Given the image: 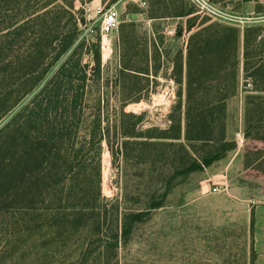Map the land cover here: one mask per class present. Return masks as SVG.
<instances>
[{
  "label": "trees",
  "instance_id": "1",
  "mask_svg": "<svg viewBox=\"0 0 264 264\" xmlns=\"http://www.w3.org/2000/svg\"><path fill=\"white\" fill-rule=\"evenodd\" d=\"M89 1L0 0V120L35 91L78 40L85 21L75 3L82 7ZM179 3L175 17L180 21L174 36L185 38L186 43L185 53H178L174 77L178 90L169 125L163 130L143 131L140 125L145 113L125 112L127 104L141 99L133 101L124 94V78L130 71L149 75L148 68L136 71L125 65L118 74L121 92L115 116L109 119L108 99L103 94L94 97V111L86 116L90 79L80 65L83 43H79L32 99L0 128V225L6 216L15 219L44 204V191L74 185L76 177L86 170L92 171L100 196L104 151L113 164L122 162L125 166L129 163L128 150L136 153L138 163L144 153L151 152L149 165L154 170L149 204L141 211L123 215L120 237L127 238L133 226L142 221L145 210L162 207L168 192L160 194L162 187L177 186L235 148L226 135V104L237 96L240 80L244 86L246 137L256 141L254 153L243 156V167L264 175V133L257 129L264 125V118L251 117L259 109L264 114V23L240 29L212 21L191 6L185 8L182 0ZM152 47L159 49L154 43ZM94 57L98 73L97 50ZM223 71L231 90H212ZM98 79L97 74L92 78L96 83ZM248 85L251 91L246 89Z\"/></svg>",
  "mask_w": 264,
  "mask_h": 264
},
{
  "label": "rangeland",
  "instance_id": "2",
  "mask_svg": "<svg viewBox=\"0 0 264 264\" xmlns=\"http://www.w3.org/2000/svg\"><path fill=\"white\" fill-rule=\"evenodd\" d=\"M169 1L155 0L150 9H143L133 0H91L82 7L76 2L85 21V25L80 26L78 40L46 73L35 91L0 120V128L32 99L73 49L83 43L80 65L84 66V72L90 79L86 116L94 111V97L103 94L108 99L107 115L112 119L119 106L118 74L121 67L125 65L136 71L148 68L149 75L130 71L132 75L124 78V94L131 96L133 101L141 99L127 104L125 112L145 113L140 125L143 131L165 129L169 125L168 117L178 90L174 82L179 65L178 53L180 50L185 53L186 40L183 38L181 42L179 38L155 34L159 49H154L149 43L153 39L152 23L160 22H149L148 18L172 15L179 9L180 0L171 4ZM182 1L185 8L192 7L188 0ZM111 6L119 13L118 26L107 37L108 45L102 49L99 34L101 17L96 10ZM62 23L65 26L67 19L64 18ZM96 50L100 60L98 73L94 57ZM96 74L99 77L97 83L92 80ZM220 75L218 86L212 90L230 91L225 71ZM193 77L198 79V74ZM182 79L185 82L184 73ZM246 89L251 91L252 87L248 85ZM236 90L237 96L226 104V135L235 143V148L205 170L189 175L177 186L162 187L160 194L168 190L162 207L145 210L142 221L133 226L127 238L120 237L123 215L141 211L149 204L154 170L149 165L152 154L144 153L138 163L136 153L128 150L129 163L125 166L122 162L113 164L109 153L104 151L100 196L92 171L86 170L76 177L74 185L44 191L46 202L38 204L31 212L20 214L15 219L3 218L0 225V264H243L240 250L253 244V240L246 239L244 235L255 231L254 204L248 200L256 193L257 187L264 189V175L252 169L239 175L238 162L234 161V157L238 159L246 153L253 154L256 144L252 136L246 137L241 80ZM261 114L259 109L255 115L251 113V117L264 118ZM257 129L264 133V125H258ZM229 162L234 167L230 177L226 178L224 172ZM243 182L249 183L248 191L239 187ZM230 183L236 185L231 191ZM213 185L220 187L218 192H211Z\"/></svg>",
  "mask_w": 264,
  "mask_h": 264
},
{
  "label": "crops",
  "instance_id": "3",
  "mask_svg": "<svg viewBox=\"0 0 264 264\" xmlns=\"http://www.w3.org/2000/svg\"><path fill=\"white\" fill-rule=\"evenodd\" d=\"M147 5L143 9L151 8L152 3L155 0H146ZM176 0H170L168 3L175 2ZM217 11L221 12L223 17L213 16L205 12H200L196 10V8L192 5L194 11L196 13H202L212 19V21L224 23V24H232L242 29L245 26L252 24H261L264 22V0H207ZM176 11L172 15H160L149 17V22H160V23H152L153 24V39L149 41L151 44H156L154 36L163 35L164 37L170 36L174 37L176 31V26L180 21V18L175 17ZM226 18V19H225ZM228 18L235 19V23H231ZM181 42L183 41V38ZM150 44V45H151ZM158 46V45H157ZM234 161L238 162V170L239 175L245 172L243 168V158L240 156L238 159L234 157ZM228 167L225 169V177L229 178L231 175V169L234 165L231 166L229 162L227 164ZM232 180V179H230ZM235 183H230V191L235 188ZM244 191H248L250 189L249 183L243 182L239 185ZM256 193L250 198L248 201L253 203L254 205V227L255 231L253 233H246L244 236L248 240H253V244H249L246 248L240 250L243 256V264H264V189L262 187H257L255 189ZM252 207V205H251ZM204 247H208L205 245ZM230 264V263H228Z\"/></svg>",
  "mask_w": 264,
  "mask_h": 264
},
{
  "label": "built area",
  "instance_id": "4",
  "mask_svg": "<svg viewBox=\"0 0 264 264\" xmlns=\"http://www.w3.org/2000/svg\"><path fill=\"white\" fill-rule=\"evenodd\" d=\"M135 3H137L139 6L144 8L147 5L146 0H133ZM195 8L196 10L200 12H205L213 16H218V17H223L221 12L217 11L216 8H214L207 0H188ZM96 14L100 15L101 17V23L99 26V34L101 38V48L104 49V46L108 45L106 44L107 37L113 33V31L117 28L118 26V18H119V13L118 11L113 7L109 8H98L96 10ZM226 19V18H225ZM228 20L231 23H235V19L228 18ZM220 187L217 185H213L212 188L210 189L211 192H218Z\"/></svg>",
  "mask_w": 264,
  "mask_h": 264
}]
</instances>
